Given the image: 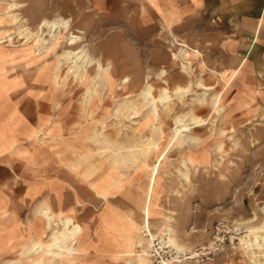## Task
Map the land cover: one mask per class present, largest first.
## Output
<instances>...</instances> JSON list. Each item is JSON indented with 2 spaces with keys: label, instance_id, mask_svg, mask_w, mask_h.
I'll use <instances>...</instances> for the list:
<instances>
[{
  "label": "rangeland",
  "instance_id": "1",
  "mask_svg": "<svg viewBox=\"0 0 264 264\" xmlns=\"http://www.w3.org/2000/svg\"><path fill=\"white\" fill-rule=\"evenodd\" d=\"M14 1L21 3L22 7L16 12L20 18L27 19L25 25L32 30L35 29L36 14L45 15L43 17L50 20L56 16L70 19V30L81 37L75 49L84 47L91 59H98L111 71L105 73V89L96 83L90 102L85 92L91 83V76L96 74L95 64L88 69L84 80L69 75L56 90L51 78L57 65L56 54L66 48V35L63 33L57 43L37 56L31 42L25 43L24 38L17 36V25L5 10L7 2H0V38L5 40L3 44L21 46L26 50V64H17L14 74L28 76L32 80L36 73L37 78L49 85L51 92L57 93V108L61 112L59 139L64 145L71 146L68 148L72 153L64 159L71 161L60 165L68 189L62 197V205L64 208L67 205L75 206L72 214H62L73 218L81 227L76 245L86 252L93 248L94 252L103 253L113 260L115 253L127 250L126 245L137 237L138 229H146L151 239L170 228L176 242L191 256L207 247L212 236L217 234L226 241L216 252L212 264L218 260L257 264L249 259L240 238L249 234V228L260 227L264 223V101L253 99L246 105L232 104L233 86L223 91L232 73L227 72L228 76L220 78L224 70L215 68L214 63L210 65L215 55L206 48L210 45L206 43L208 33L204 30V23L196 21L190 30L169 29L162 20L150 21L139 27L132 18L137 10L142 8L145 11L147 8L143 0H109L111 3L108 7H101L97 0H42L27 8L21 1ZM119 12L125 13L124 16H105V13ZM8 35L12 37L11 43L7 41ZM177 42H183L199 52L198 55L186 51V60L190 69L194 70L190 77L181 69L178 53L181 47ZM173 54L177 56L175 59ZM201 60L205 61L206 68L198 67ZM28 66L34 69L25 72L24 67ZM66 70L67 66L63 65L60 73L64 75ZM161 71L164 74L158 76ZM148 74L151 76L149 81L154 95H158L162 87H167L172 95L168 110L161 106L158 108V123L161 126V134L157 139L159 147L150 152L144 162L132 159L114 165L109 157L103 158L109 150L99 153L109 145L88 138L95 126L102 128L103 134L112 144L120 142L123 146H129L150 136L151 114H138L137 118H131L129 109L116 110L117 105L126 100L125 97L138 101L136 94ZM124 78H127V83L122 82ZM199 78L205 86H213L209 92L216 93L220 98L223 112L219 116L214 114L211 103L198 105L192 102L196 93L201 91L194 86L192 92L183 98L172 94L176 86H185L190 79L195 81ZM218 78L223 83L217 84ZM190 108L194 115L204 121L202 125L191 126V134L198 142L181 144L172 141L169 136L173 117ZM220 129L224 131L223 134L219 133ZM43 136L45 138V134ZM97 139L101 140L102 137ZM80 157L84 159L81 164L78 163ZM182 173L187 174V179ZM81 188H90L97 198L86 194L81 196L82 203L75 194L74 200L68 195L74 189ZM158 193L160 205L168 210L167 216L175 220H149L151 227H148L147 220L138 224L116 209H134L133 201L143 195L137 205L146 219H151L156 215ZM39 211L36 215L45 224ZM94 217L103 226L105 239L99 237L93 245L84 244L86 230L80 221ZM86 252L81 258L64 261V264H86ZM127 258L122 259L118 254L114 260L121 262L116 264H126L124 259ZM259 258L260 261L264 259ZM184 264L198 262L188 259Z\"/></svg>",
  "mask_w": 264,
  "mask_h": 264
},
{
  "label": "crops",
  "instance_id": "2",
  "mask_svg": "<svg viewBox=\"0 0 264 264\" xmlns=\"http://www.w3.org/2000/svg\"><path fill=\"white\" fill-rule=\"evenodd\" d=\"M19 1L27 8L42 0ZM110 3L97 0L101 7H108ZM142 3L147 4V8L137 10L132 18L139 27L162 20L169 29L190 30L196 21L204 23L208 33L206 43L210 45L206 48L215 55L210 65L214 63L215 68L232 73L223 89L226 91L233 86L232 104L246 105L253 99L264 101V0H143ZM124 14L105 13V16L122 17ZM43 16H34V27ZM185 45L188 52L199 55ZM20 47L0 43V264H22V246L45 235L46 223L36 215L43 204L55 214H72L75 208L62 205V197L68 189L60 165L67 162L64 159L72 153L68 148L71 146L59 139L61 112L57 108V93L51 92L49 85L37 78L35 72L32 80L14 74L17 64H26V50ZM198 67L206 68L205 61H199ZM32 69L33 66L24 67L25 72ZM221 83L218 78L217 84ZM74 194L80 199L86 194L97 198L90 188L74 189L68 195L74 200ZM142 197L133 201L134 209L115 208L138 224L147 220L148 227L152 220L164 222L170 218L168 210L159 203L158 193L156 215L146 219L137 205ZM96 217L80 221L86 230L84 244L93 245L99 237L105 239L103 226ZM122 252L115 256L120 254L123 259ZM86 253V264L121 263L115 262V256L111 260L103 253L94 252L93 248ZM216 264L235 262L218 260Z\"/></svg>",
  "mask_w": 264,
  "mask_h": 264
},
{
  "label": "bare ground",
  "instance_id": "3",
  "mask_svg": "<svg viewBox=\"0 0 264 264\" xmlns=\"http://www.w3.org/2000/svg\"><path fill=\"white\" fill-rule=\"evenodd\" d=\"M21 7V3L11 0L7 1L5 10L7 11L6 13L13 18L15 24L17 25V36H19V38H24L25 43L30 41L31 45L33 46V51L37 56L43 54L51 47V45L57 43L62 35H66L64 39V46L66 44V48L62 49L61 52L56 54L57 65L55 66L51 78L56 90H59L69 75H73L75 78L79 77L81 81L84 80L88 74V69L93 64L96 65V74L91 76V85L89 84L87 86L85 92L86 99L88 102H90L96 90V83L101 85L102 88L105 86V73L108 71V68H105L99 61H97L98 59H91L84 47L75 49V46L77 42L80 41L81 37L74 34L70 30L72 23L70 19H65L62 16H56L52 20L42 17L36 24L35 29L32 30L25 25L26 19L20 18L16 12L17 9ZM1 31L2 28L0 29V33ZM7 37V41L11 43L12 37L10 35ZM174 38L177 41L176 37ZM2 42H5V40L0 38V43ZM177 44L185 47V49L181 48L179 53L181 59V69L188 77H190L192 74V69H190L189 62L186 60V51H189V49L183 42H177ZM176 57V54H173V58L175 59ZM63 65L67 66V70L65 71L64 75L60 73L61 67ZM108 72L110 73L111 71ZM162 74H164V71H161L158 76H161ZM226 75L227 72L222 71L220 73V78H223ZM150 78L151 76L148 74L142 88L136 94L138 101L134 102L131 99L129 100L128 96L125 97V101L119 103L116 107L117 111L121 110L122 108L129 109L131 111V118H137L138 114H140V116H147L148 114H151L152 118L149 125L150 136H148L146 139L141 138V140L136 141L133 145L123 146L120 142L118 144H112L110 140L106 138L105 134H103L102 128L95 126L88 138L89 140L93 139L95 142H101L109 145V147L101 149L99 153L102 154L108 152L109 150L107 155H104L103 158L109 157L114 165H120L132 159H141L144 162L150 152H154L159 147L157 139L161 134V126L158 123V108L161 106V108H167L168 110L169 103L172 100V95H170V91L167 87H162L159 90L158 95H154L153 86L149 81ZM201 80L202 79L200 78L196 79L195 81L190 79L185 86H176L173 89L172 94L174 97L177 96L183 98L189 92H192L194 86L197 90L201 91L196 93V96L193 98L192 102L198 105H202L206 102L211 103L214 114L219 116L223 112V107L220 105V98L216 93L209 92L213 86L211 88L209 86L207 87L202 83ZM122 82L127 83V78H124ZM98 88L99 87L97 86V89ZM103 89H105V87ZM86 99L84 98V100ZM203 123L204 121L202 118L193 114L192 108L186 112L176 114L173 117V127L170 131L169 139L172 141H178L181 144L197 143L198 139L191 134V126L202 125ZM219 133L223 134L224 131L220 129ZM99 136L102 137L101 140L97 139ZM109 153L110 155H108ZM83 161L84 159L80 157L78 163L81 164ZM182 176L187 179L186 173H182ZM152 210L154 211V209ZM262 210L264 211V208H262ZM40 215L45 220L47 232L41 238L32 239L27 244L22 246V264H64V261L70 262L72 259H79L84 255L85 251L82 250L79 245H76V240L81 234V227L75 223L73 218L70 216H64L62 213L55 214L48 206L41 208ZM138 230L137 237L129 242L126 245L127 250L121 253L122 256L128 257L125 259L126 264H150V260L147 255L144 252L140 253L137 250V247L141 246L143 251H145L146 247L151 245L155 238L160 240L163 246H172L176 253H183L184 255L188 254L184 248L176 242L174 236L171 235L170 228H168L165 232H161L162 236L157 235V237L151 239L144 237V234H142L144 231H140V229ZM248 232L249 234L240 238V243L249 259L256 262L257 264H264V259L263 261L259 260V257L264 258V223L260 227L249 228Z\"/></svg>",
  "mask_w": 264,
  "mask_h": 264
},
{
  "label": "built area",
  "instance_id": "4",
  "mask_svg": "<svg viewBox=\"0 0 264 264\" xmlns=\"http://www.w3.org/2000/svg\"><path fill=\"white\" fill-rule=\"evenodd\" d=\"M177 45L185 49L184 46ZM180 49L178 53H180ZM142 234H144V237L149 238L146 229ZM225 241V238H219L217 234H214L211 240L207 243V247H203L201 250L194 252L193 256L190 254L184 255L183 253H176L172 246H163L161 241L156 238L152 241L151 245L146 247L145 251H143L141 246L137 247V250L140 253L144 252L147 255L150 264H184L188 259H195L198 264H212L215 261L216 252L219 251ZM229 243L231 244L232 242L230 241Z\"/></svg>",
  "mask_w": 264,
  "mask_h": 264
}]
</instances>
